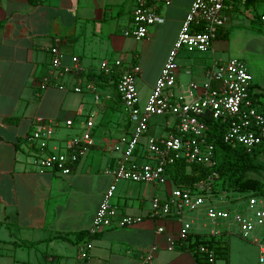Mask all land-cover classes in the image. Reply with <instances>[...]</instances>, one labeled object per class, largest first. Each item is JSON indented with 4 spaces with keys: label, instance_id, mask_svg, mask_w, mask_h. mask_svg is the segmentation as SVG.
<instances>
[{
    "label": "crops",
    "instance_id": "1",
    "mask_svg": "<svg viewBox=\"0 0 264 264\" xmlns=\"http://www.w3.org/2000/svg\"><path fill=\"white\" fill-rule=\"evenodd\" d=\"M148 1L162 19L149 27L146 38L136 39L124 32L132 24L138 0H0V264H139L152 245L157 246L153 264H198L191 251L180 246L168 249V236L176 237L181 229L173 217L163 221L149 217L152 198L165 197L173 188L117 182L114 197L119 212L144 220L129 227L114 224L96 235L89 232L113 182L105 170L123 155L124 138L133 127L117 92L116 76L98 79L99 62L121 58L126 64H139L136 85L144 103L193 2ZM242 3L227 1L223 9L227 24L221 34L228 32V37L219 38L230 39ZM259 36L252 32L253 40ZM56 38L63 64L71 65L72 57L78 56L82 69L66 76V89L56 85L42 89L51 62L48 48ZM215 47L213 43L209 49L214 60ZM254 55L259 52L252 49L256 69ZM177 61L179 90L204 79L206 67L198 65L197 56L182 49ZM89 74L93 77L87 78ZM198 75L200 79L194 78ZM80 84L82 91H74ZM253 85L264 88V74L254 77ZM12 118L15 121H8ZM37 118L54 126L49 150L63 149L88 120L94 122V145L70 174L34 170V152L26 137L38 126ZM66 120H72V126ZM173 122L169 117L152 119L148 134L164 136L174 130ZM158 227L164 231L157 232ZM80 233L85 236L79 237ZM80 244L88 249L87 260L79 256Z\"/></svg>",
    "mask_w": 264,
    "mask_h": 264
},
{
    "label": "built area",
    "instance_id": "2",
    "mask_svg": "<svg viewBox=\"0 0 264 264\" xmlns=\"http://www.w3.org/2000/svg\"><path fill=\"white\" fill-rule=\"evenodd\" d=\"M227 1L193 0L161 74L144 103L141 102L136 85V77L141 70L139 64H126L121 58L100 60L99 74L116 76V89L133 127L124 138L123 155L114 167L105 170L112 175L113 182L104 192L96 211L89 230L91 235L114 224L129 227L144 220L140 215L119 212L112 201L117 182L123 180L161 185L167 181L166 168L179 159L210 167L215 165V146L207 136V118L225 124L224 140L227 143L242 145L250 151L264 142V112L261 111L260 100L252 95L254 77L242 59L233 57L222 62L214 60L205 69L202 81H192L186 88L178 89L179 50L205 52L212 47L219 30L227 24V18L223 15ZM161 19L148 0H138L132 24L124 34L136 39L146 38L149 27ZM259 21L264 27V0ZM55 41L48 48L51 62L41 81L42 89L52 85L66 89V76L82 69L78 56L72 57L71 65L63 64L60 39L56 38ZM86 87L92 88V84ZM73 90L81 92L82 85L74 86ZM153 116L173 118L174 130L164 136L149 135ZM35 124L38 126L28 134L26 140L33 148L32 164L37 172L70 174L73 166L94 145L92 120H88L78 134L68 138L63 149L53 150H49V141L55 133L54 126L42 118H37ZM72 124V120H66L67 126ZM216 176V171H212L207 179L194 183L190 188L175 185L167 196L155 195L151 200L149 217H173L181 224L176 237L168 236L169 250L184 245L192 234H200L215 242L222 240L220 237L223 233L216 227L208 232L199 229L198 215L202 214L216 224L223 223L227 233H232L231 226L234 224L244 238L251 239V242L259 246V260L264 264V201L250 198L251 209H247L246 213L231 209L229 206L232 202L222 199L214 190ZM230 193L226 191V194ZM190 212L195 213L190 215ZM206 226L204 222L203 227ZM163 231V227L157 228V232ZM156 250V245L150 246L139 264H153ZM199 251L205 257L206 264L219 262L216 260L214 246L202 244ZM79 256L83 260L88 259L85 244L79 245Z\"/></svg>",
    "mask_w": 264,
    "mask_h": 264
},
{
    "label": "trees",
    "instance_id": "3",
    "mask_svg": "<svg viewBox=\"0 0 264 264\" xmlns=\"http://www.w3.org/2000/svg\"><path fill=\"white\" fill-rule=\"evenodd\" d=\"M255 0H244L245 4H250ZM199 29H201L199 27ZM219 30L218 36L227 38L226 34H221ZM216 38V39H217ZM80 75L82 73H79ZM98 79H104L105 75L98 74ZM114 76V75H113ZM93 75H87L91 78ZM252 95L261 102V111L264 112V88H256L252 85ZM15 121L12 118L8 121ZM208 139L215 146V165L213 167L192 163L186 159H179L166 168L167 180L174 185L190 188L194 183L207 179V177L216 171V181L214 190L218 192L222 188L227 192H254L264 195V142L259 144L252 150H247L239 144H230L225 142V124L219 120L207 118ZM84 233H80L79 237H84ZM214 246L216 251L217 264H229V245L225 240L215 242L213 239H206L200 234H192L180 249H190L196 258L198 264H206V259L199 251L200 245Z\"/></svg>",
    "mask_w": 264,
    "mask_h": 264
},
{
    "label": "rangeland",
    "instance_id": "4",
    "mask_svg": "<svg viewBox=\"0 0 264 264\" xmlns=\"http://www.w3.org/2000/svg\"><path fill=\"white\" fill-rule=\"evenodd\" d=\"M262 9V0H255L250 4L242 3L240 5V12L236 15L238 19L233 20L231 25V37L230 39L217 38L213 41L214 45L216 44L215 50L217 55L215 56L216 60L219 62L226 61L233 57H238L246 62L251 73L252 69L254 72L255 79L258 75L264 74V27L259 21V13ZM252 32L259 34V40H253ZM252 49L259 52V55H254L253 61L257 68H252ZM192 57L197 56L198 65L202 69L205 67L208 68L214 61V56L212 51L199 52L194 51L190 52ZM207 60V64L205 62ZM205 68V69H206ZM200 76H194L196 79H200ZM154 119L164 120L163 116H153ZM152 130V128H151ZM143 161V159H141ZM264 179V177H263ZM119 182H129V181H119ZM174 184L172 182L166 181L165 184H161V189H172ZM218 196L222 199H225L227 202L231 201L229 206L231 209L239 210L242 213H246L247 209H251L249 206V199L256 197L257 201L262 199L264 201V195L259 193L250 192H233L226 194V189L222 188L216 192ZM217 196V197H218ZM113 203H115V197L113 198ZM195 212H190L194 214ZM199 217V229L208 232L211 228L216 227L217 230L223 233L220 239L225 240L229 245V260L230 264H263L260 262V250L257 244L251 242V239L244 238L236 225L231 226L232 233H227L226 229L223 227V223H213L204 216L198 215ZM165 218H158V220L163 221ZM206 222L207 226L203 227V223ZM178 227L181 228V224L177 221Z\"/></svg>",
    "mask_w": 264,
    "mask_h": 264
}]
</instances>
